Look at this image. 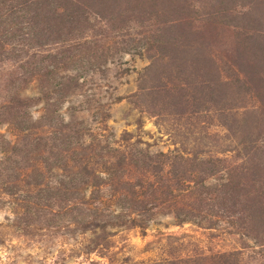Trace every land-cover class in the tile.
Wrapping results in <instances>:
<instances>
[{"label":"rangeland","instance_id":"rangeland-1","mask_svg":"<svg viewBox=\"0 0 264 264\" xmlns=\"http://www.w3.org/2000/svg\"><path fill=\"white\" fill-rule=\"evenodd\" d=\"M94 7L111 17L110 23L90 18L103 31L96 37L107 60L100 67L89 68L85 61L86 66L60 72L81 73L77 89L60 108L62 115L84 121L86 142L95 137L101 145L118 146L129 132L151 153L198 154L220 170L204 187L195 189L187 180L183 192L175 190L183 193L177 195L178 205H191L180 209H190L192 219L180 221L178 205L171 201L156 210L144 233L128 226L111 227L106 235L81 233L66 226L69 217L59 227H46L53 223L47 207V220L28 226L21 216L38 214L33 202L26 210L29 176L15 160L6 161L18 133L0 120V264H228L236 259L231 253H239V264H264V222L252 232L240 212L225 214L218 200L224 192L217 189L228 179L250 188L252 179L256 187L241 197L247 204L238 206L245 210L258 192L264 195V176L258 182L248 175L256 163L264 166V0H98ZM186 46L191 49L187 58L174 56ZM169 54L172 59L166 56L171 60L162 61V68L148 72L155 56ZM143 79L145 95L135 104L132 94ZM41 92L39 79L20 92L34 100V119L44 112L42 99L35 104ZM251 142L258 147L253 161L244 155V144ZM51 173L46 172L50 185L57 172L52 178ZM110 207L116 209V203Z\"/></svg>","mask_w":264,"mask_h":264},{"label":"trees","instance_id":"trees-1","mask_svg":"<svg viewBox=\"0 0 264 264\" xmlns=\"http://www.w3.org/2000/svg\"><path fill=\"white\" fill-rule=\"evenodd\" d=\"M96 4L98 0H0V69L5 67L0 85V120L8 122L18 133V139L7 150L12 154L6 161L15 160L24 170L23 175L29 176L26 210L30 211L29 202H33L38 214L35 219L21 216L22 220H28V226L47 220L45 212L49 210L53 223L46 227H59L58 222L69 217L66 226L73 225L81 233L99 230L106 235L116 226L138 227L144 233L157 209L171 201L178 205L180 200L176 198L183 195L179 192L186 189L187 180L193 182L195 189L204 187L205 180L220 168L198 154L151 153L140 147L141 139L132 141L129 132L122 134V146L101 145L95 137L86 142L88 129L84 121L73 114L69 118L62 115L60 108L77 89L81 73L60 72L70 70L74 64L81 66L85 61L89 68L100 67L107 60L108 53L105 48H98L96 37H103V31L97 30L90 18L95 15L97 23H110L111 17L103 9L96 11ZM256 5L259 6L257 2ZM90 32L95 33L88 38ZM180 52L174 56L187 58L191 49L186 46ZM166 56L171 58L170 54L155 56L148 72L162 68L165 64L162 61L172 59ZM34 79L41 81L43 95L35 97V104L44 101V112L38 119L31 112L34 100L20 93ZM145 89L143 79L140 90L132 94L135 104L139 96L145 95V91L141 93ZM108 116L106 113L104 121ZM254 146L253 142L244 144V155L252 161L258 148ZM42 163L46 172H52L51 178L53 171L57 172L50 179L51 185L40 167ZM187 165L190 166L182 168ZM166 166L170 168L166 170ZM254 168L248 175L259 182L264 176V166L256 163ZM251 182L255 188L256 182L252 179ZM253 187L247 189L240 182L234 185L233 179L217 187L224 192L218 200L225 214L235 216L240 212L242 224L253 228L252 232L264 222V206L260 205L262 200L264 203V195L258 192L252 197L247 210L238 206L247 204L241 197L249 196ZM112 203H116V209L110 207ZM180 206L191 205L185 202L178 205L176 215L180 221L192 219V211ZM236 254L239 253L230 254L236 259L228 264H239Z\"/></svg>","mask_w":264,"mask_h":264}]
</instances>
